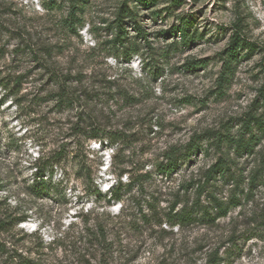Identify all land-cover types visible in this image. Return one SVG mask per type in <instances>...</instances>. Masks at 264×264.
Here are the masks:
<instances>
[{
    "label": "rangeland",
    "instance_id": "rangeland-1",
    "mask_svg": "<svg viewBox=\"0 0 264 264\" xmlns=\"http://www.w3.org/2000/svg\"><path fill=\"white\" fill-rule=\"evenodd\" d=\"M121 10L127 50L111 47ZM236 31L251 46L226 73ZM3 77L17 84L0 87V264H264V131L253 124L264 121V0H0ZM194 142L189 160L157 171L165 152ZM60 146L69 178L58 183V166L52 190L37 192L38 156ZM219 159L240 179H210L200 204L210 190L238 203L170 225L171 205L196 201ZM117 183L119 203L109 199Z\"/></svg>",
    "mask_w": 264,
    "mask_h": 264
},
{
    "label": "trees",
    "instance_id": "trees-1",
    "mask_svg": "<svg viewBox=\"0 0 264 264\" xmlns=\"http://www.w3.org/2000/svg\"><path fill=\"white\" fill-rule=\"evenodd\" d=\"M147 1H151L154 2L155 0H144V3H146ZM156 15V13L154 14ZM124 11L121 10V12L118 14L117 17V21H116V29L117 32L115 34V38L111 43V47H113L114 49H117V44H120V46L123 48L124 47V36H125V29L122 25L123 21H124ZM71 20H73L72 16L70 17ZM132 22H134V19H132ZM133 29H135V31L137 32L138 35H140L141 37L144 38V40H146V32L142 29V27L137 24L136 22H134L133 24ZM181 31V30H180ZM182 32V31H181ZM166 33H174L173 30H168ZM239 31L234 32L231 37H230V41L228 44V48L224 51L225 56H224V60H223V67L226 71V73L231 72L234 69V64L233 62L237 60L238 55H239V50L240 49H249L250 48V43H248L244 38H242L239 34ZM185 33L182 34V39L185 40ZM147 41V40H146ZM125 50H127V47H124ZM119 50V49H117ZM126 55H130V52L125 51ZM14 82L15 84H17V81L15 80V78L11 81ZM10 80L7 78H0V87H7L10 83ZM13 86V85H12ZM64 94H60V101L61 100H69L68 98H65V96L63 97ZM253 124L256 125L260 131H264V121L262 119H255L253 121ZM91 128H90V138H99V132L97 131V128H93L92 124H90ZM244 130H246L247 132H250L252 130V126L250 125V123H248L247 125H244ZM112 138V136H110ZM113 139H116V136H113ZM223 141V139H219V142ZM101 142V141H99ZM251 141H246L243 143L242 142H238L236 143L237 147H241L244 149H248L249 151H252V145L250 144ZM197 142L194 143H189L186 146V152L184 151V153H179L177 150H171L170 152H165L164 153V157H165V163L163 162H159L156 165V169L158 172L160 173H164L166 175L170 174L175 168H177L178 166V159L180 160H184L187 161L190 159V154L193 152H195V150L198 149L197 146ZM71 151H68L67 148L65 146H60L59 149L57 150H52L49 154L47 155H43V156H38V160L36 162V165L34 167V172H33V182H34V187L36 189L37 192H45V191H49L52 190V186H51V180L53 177V170L54 168H57L58 166H63L61 168L64 176L62 178V180H58L59 184L62 183V181L64 179H68L69 176H67V172H66V164L69 162V155H70ZM77 157H79V161H80V167H82L84 165V155L83 154H77ZM179 160V161H180ZM228 163L227 160L225 159H219L216 164H214L208 171L207 174L205 175L204 181L201 184H196V201H193L190 205L185 204L182 208H180L178 211L173 213V210L175 209V203H173L170 207V214L168 216V223H170V225H174V224H178L179 226L182 225H186L189 224L190 222L194 221L196 218L193 216L192 211L193 209L197 208L198 210H200V214L202 219H206L207 221H213L214 219H216V217H221L224 216L227 213V210L232 207L235 206L238 202L237 197L235 196V193H232L230 195L231 198H229L228 201H222L220 199H218L215 196V192L213 190L208 191V195H207V202L204 205L200 204L199 201V197L200 195L203 193L204 190H206L207 185H209V180H215L216 177H220L222 178L224 181H228V180H233V182L236 183L239 181V177L236 176H232L229 174L228 172ZM45 174L48 175V178H44ZM257 174H253L250 178V184L251 186L254 183L255 179H260L259 176L257 177ZM210 186H213V184H210ZM109 193V199H111L112 201H116V203H119L120 199H121V194L119 193L121 190V185L119 183H117L116 185H112ZM92 194L97 197V194H100V191L97 189H94L92 191ZM214 212V213H213ZM86 215V214H85ZM75 217H78V215H76ZM86 216H84V214L82 215V218H85ZM147 214L143 215V222H147L148 219L146 218ZM22 221V220H20ZM7 222H3L2 220H0V228H4L5 224ZM160 223V222H158ZM92 237L95 239V241H97L98 244H101L102 247L107 250V246L104 244V234L102 232V229L99 230V232L97 233H93ZM90 237V236H87ZM4 252V248L3 246L0 244V253ZM15 264H35L33 262V260L31 259H26V258H21L18 259Z\"/></svg>",
    "mask_w": 264,
    "mask_h": 264
}]
</instances>
